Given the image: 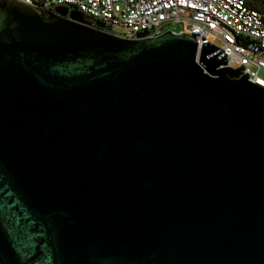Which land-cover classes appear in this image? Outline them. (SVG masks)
I'll return each mask as SVG.
<instances>
[{
  "label": "water",
  "instance_id": "95a60500",
  "mask_svg": "<svg viewBox=\"0 0 264 264\" xmlns=\"http://www.w3.org/2000/svg\"><path fill=\"white\" fill-rule=\"evenodd\" d=\"M54 11L0 0V264H264V89Z\"/></svg>",
  "mask_w": 264,
  "mask_h": 264
},
{
  "label": "built area",
  "instance_id": "2783aa9c",
  "mask_svg": "<svg viewBox=\"0 0 264 264\" xmlns=\"http://www.w3.org/2000/svg\"><path fill=\"white\" fill-rule=\"evenodd\" d=\"M39 15L55 14L56 7L80 12L112 35L135 39L165 31L194 38L196 48L209 43L222 50L225 66L243 68L247 81L264 89V12L246 0H12ZM177 25L178 30H166Z\"/></svg>",
  "mask_w": 264,
  "mask_h": 264
},
{
  "label": "trees",
  "instance_id": "16d2710c",
  "mask_svg": "<svg viewBox=\"0 0 264 264\" xmlns=\"http://www.w3.org/2000/svg\"><path fill=\"white\" fill-rule=\"evenodd\" d=\"M246 4L251 8L264 12V0H246Z\"/></svg>",
  "mask_w": 264,
  "mask_h": 264
},
{
  "label": "rangeland",
  "instance_id": "374dc122",
  "mask_svg": "<svg viewBox=\"0 0 264 264\" xmlns=\"http://www.w3.org/2000/svg\"><path fill=\"white\" fill-rule=\"evenodd\" d=\"M70 9H68L69 11ZM166 30H172V31H177L178 30V27L177 25H170V26H167L166 27Z\"/></svg>",
  "mask_w": 264,
  "mask_h": 264
}]
</instances>
